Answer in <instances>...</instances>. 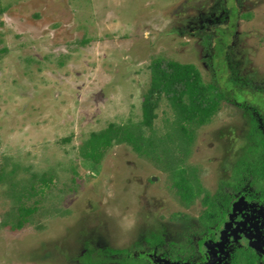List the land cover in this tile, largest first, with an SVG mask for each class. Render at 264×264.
<instances>
[{"label":"rangeland","instance_id":"374dc122","mask_svg":"<svg viewBox=\"0 0 264 264\" xmlns=\"http://www.w3.org/2000/svg\"><path fill=\"white\" fill-rule=\"evenodd\" d=\"M216 25L233 26L224 55L236 79L264 84V0H0V170H14L0 180V264L177 263L151 239L193 232L203 193L185 203L167 167L194 168L212 192L238 160H252L255 113L220 101L189 126L183 151L170 131L152 154L116 140L97 162L80 150L109 124L139 123L153 61L192 63L210 82L201 34ZM155 100L142 134L165 138L174 112L163 95ZM33 174L51 180L42 186ZM19 204L34 211L13 229Z\"/></svg>","mask_w":264,"mask_h":264},{"label":"trees","instance_id":"16d2710c","mask_svg":"<svg viewBox=\"0 0 264 264\" xmlns=\"http://www.w3.org/2000/svg\"><path fill=\"white\" fill-rule=\"evenodd\" d=\"M231 16L233 15L230 12L229 20L232 23ZM219 30L220 32H218ZM232 31L233 26L229 25L226 27L216 25L212 33H208L203 29L201 34L202 44L211 57L213 67V78L210 82L203 81L200 72L192 63H180L163 59L153 61L151 64L150 87L142 101V118L139 123L123 126L109 124L97 133L92 132L81 146L80 151L83 158L97 162L103 148L109 146L113 140L130 144L138 153L152 154L153 149L160 152L162 146L158 142H165L162 139H166V137L171 138L169 131L176 135L177 140L175 141L180 146L179 149L183 151L185 145L190 143L192 138V130H189V126L206 123L222 100L241 104L253 111L255 116H251L252 123L255 126L256 123H259L261 126L260 132L264 135V84L256 85L249 80L236 79V73L233 72L224 55L229 37L233 34ZM223 35L227 37L226 40L221 39ZM218 43H220V46L218 45L220 47L219 51L215 48ZM220 65L222 72H219ZM155 95H163L168 99L174 112V119L165 138H154V136H143L142 134V127L152 128L153 119L156 117ZM256 119L258 122H256ZM165 147L164 144L163 148ZM255 150H261L264 154V137L261 138ZM242 162L233 168L232 176L229 179L219 182L217 190L212 194L203 189L197 175L194 173V168H190L188 171L177 161L175 167L168 166L167 168L169 171L171 170L173 185L177 187L179 197L185 203L191 202L197 195L203 193L202 201L206 205L204 215L206 218H211L216 214L218 208L226 207L230 203V194L224 192V186L235 188V185L239 182L238 179L243 178L246 181L255 179L260 188L264 187L258 177L252 178L251 175L252 171H254L253 173L259 172L262 167L259 165L262 164L257 161L243 162L246 164ZM13 171L11 169L6 173L4 169H1L0 180L10 177ZM187 171L188 173H186ZM31 178L40 181L42 186L47 185L51 180V177H46L43 174H33ZM30 188H33L32 183ZM217 197L221 199H216ZM16 211L18 219L11 224L13 229L21 228L24 225L27 221L26 216L34 211V207H25L19 204ZM152 243H155L154 239H151L150 244ZM120 251L119 256L121 259L129 257L127 256V250L120 249ZM121 262L127 263L125 260H121Z\"/></svg>","mask_w":264,"mask_h":264},{"label":"flooded vegetation","instance_id":"af4514ba","mask_svg":"<svg viewBox=\"0 0 264 264\" xmlns=\"http://www.w3.org/2000/svg\"><path fill=\"white\" fill-rule=\"evenodd\" d=\"M260 129L256 145L250 151L253 158L249 162L257 161L262 164L259 165L262 166L259 172L252 171L251 175L252 178L258 177L264 184V154L261 150H255L264 137ZM238 161L232 167L230 175L219 182L232 176ZM238 180L235 188L224 186V192L230 194V203L218 208L211 218L205 217L206 205L202 201L204 196L200 197L202 209L195 218L198 227L193 229L194 234L189 237L188 232L192 230L184 229L183 238L175 242L169 237H153L155 243L151 244L154 248L152 250L160 251V256L177 262L175 264H264V187L260 188L255 179ZM217 188L218 185L209 193H214ZM179 218L184 221L189 216L179 213ZM221 220L220 227H217ZM205 243L212 245L211 250L204 247ZM140 258L145 261L144 257Z\"/></svg>","mask_w":264,"mask_h":264}]
</instances>
